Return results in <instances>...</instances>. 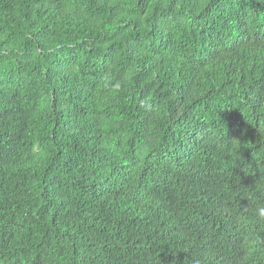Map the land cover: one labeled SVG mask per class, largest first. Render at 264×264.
I'll return each mask as SVG.
<instances>
[{"label": "trees", "instance_id": "1", "mask_svg": "<svg viewBox=\"0 0 264 264\" xmlns=\"http://www.w3.org/2000/svg\"><path fill=\"white\" fill-rule=\"evenodd\" d=\"M259 204L264 0H0V264H264Z\"/></svg>", "mask_w": 264, "mask_h": 264}, {"label": "clouds", "instance_id": "2", "mask_svg": "<svg viewBox=\"0 0 264 264\" xmlns=\"http://www.w3.org/2000/svg\"><path fill=\"white\" fill-rule=\"evenodd\" d=\"M228 141V140H227ZM230 142V141H229ZM239 146L234 148V155L232 157V159L230 160V167L236 166L241 168V170L243 171V165L245 163L244 159L238 154V152L236 151V149ZM239 161V163H237ZM244 172V171H243ZM249 173H251V168L249 169ZM253 214L254 216L257 217L258 220L260 221H264V204H259L257 205L254 210H253ZM172 264H174V261L172 262ZM194 264H200L199 260H196L194 262Z\"/></svg>", "mask_w": 264, "mask_h": 264}]
</instances>
